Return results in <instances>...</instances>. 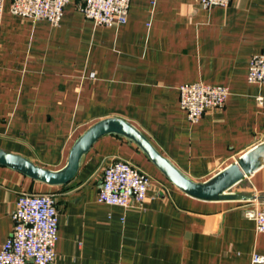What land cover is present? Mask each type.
Wrapping results in <instances>:
<instances>
[{
	"label": "crops",
	"instance_id": "crops-1",
	"mask_svg": "<svg viewBox=\"0 0 264 264\" xmlns=\"http://www.w3.org/2000/svg\"><path fill=\"white\" fill-rule=\"evenodd\" d=\"M69 0L57 27L9 13L0 24V149L57 171L92 124L119 118L185 176L204 182L264 143V84L247 81L264 56V0H130L125 24L95 26ZM94 74L91 77V74ZM225 87L220 109L198 123L179 105L184 84ZM259 100L261 102L259 103ZM125 161L151 178L141 208L97 202L103 170ZM248 200L198 201L133 143L99 138L74 179L48 186L0 166V247L21 194H53L54 264H251L264 254L249 209L264 207V165L232 187Z\"/></svg>",
	"mask_w": 264,
	"mask_h": 264
},
{
	"label": "built area",
	"instance_id": "built-area-1",
	"mask_svg": "<svg viewBox=\"0 0 264 264\" xmlns=\"http://www.w3.org/2000/svg\"><path fill=\"white\" fill-rule=\"evenodd\" d=\"M231 0H199L203 9L227 7ZM130 0H78L77 11L95 26L115 28L125 24ZM5 0H0V24ZM69 0H9L11 15L33 23L45 21L57 27ZM94 74H91L93 77ZM247 81L264 84V56L251 57ZM179 105L190 123L199 122L208 109L224 106L228 89L203 84L179 87ZM261 100H259V103ZM151 178L132 166L117 160L102 173L97 202L110 207L141 208ZM245 217L252 220L256 233L264 234V207L249 209ZM12 230L0 247V264H54L58 239V210L53 194H21L11 214ZM251 264H264V254L253 253Z\"/></svg>",
	"mask_w": 264,
	"mask_h": 264
},
{
	"label": "water",
	"instance_id": "water-1",
	"mask_svg": "<svg viewBox=\"0 0 264 264\" xmlns=\"http://www.w3.org/2000/svg\"><path fill=\"white\" fill-rule=\"evenodd\" d=\"M105 135L122 137L136 145L169 183L188 197L198 201L218 202L250 199L249 196L229 191L244 177L253 174L264 165V143H262L241 155L235 163L208 180L194 181L162 156L133 125L119 118H107L92 124L74 141L65 165L57 171L42 168L22 156L8 153L2 149H0V166L48 186H64L76 176L83 156L89 152L99 138Z\"/></svg>",
	"mask_w": 264,
	"mask_h": 264
},
{
	"label": "rangeland",
	"instance_id": "rangeland-1",
	"mask_svg": "<svg viewBox=\"0 0 264 264\" xmlns=\"http://www.w3.org/2000/svg\"><path fill=\"white\" fill-rule=\"evenodd\" d=\"M229 192H231V193H236L235 191H233V190H230ZM236 194H238V193H236Z\"/></svg>",
	"mask_w": 264,
	"mask_h": 264
}]
</instances>
